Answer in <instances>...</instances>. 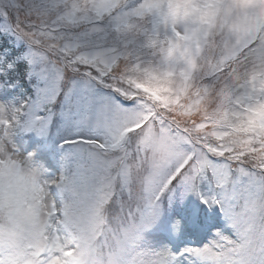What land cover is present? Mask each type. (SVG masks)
Wrapping results in <instances>:
<instances>
[{"label": "snow or ice", "instance_id": "6c2138e0", "mask_svg": "<svg viewBox=\"0 0 264 264\" xmlns=\"http://www.w3.org/2000/svg\"><path fill=\"white\" fill-rule=\"evenodd\" d=\"M161 7V0H88L84 5L81 0H0V30L28 45L17 59L27 61L52 102L71 72L66 96L90 131L89 138L61 141V147L75 149L65 159H78L68 179L53 181L70 197L62 225L72 246L59 237L41 244L29 207L41 192L36 170L24 179L14 157L31 165L47 147L39 140L25 146L31 136H45L43 118L34 123L22 107L0 105V206H12V227L7 235L0 232V248L7 247L15 264L41 254L39 264H60L61 257L67 264H183L185 257L190 264H264V0H169L162 19L172 25L173 36L166 46L154 38L158 29L140 37L138 23ZM192 11L211 23L201 21L195 33L175 30ZM213 28L224 34L219 54L211 47ZM156 47L160 64L145 68L143 80L118 68L123 62L139 70L142 58ZM205 47L212 54L198 69ZM177 65L179 86L174 84ZM197 71L215 82L219 103L207 101V84L185 102ZM15 133L31 135L13 141ZM189 194L218 207L236 239L217 229L202 247L150 246L161 199L167 195L183 203ZM189 215L195 223V211ZM179 225L173 223L174 235ZM25 228L33 239L22 246L17 233Z\"/></svg>", "mask_w": 264, "mask_h": 264}, {"label": "rangeland", "instance_id": "374dc122", "mask_svg": "<svg viewBox=\"0 0 264 264\" xmlns=\"http://www.w3.org/2000/svg\"><path fill=\"white\" fill-rule=\"evenodd\" d=\"M1 20L2 18H0V22ZM1 32H4L6 36H10L13 43L23 48L24 53L28 51V45L24 41L18 40L15 36L5 31L1 30ZM1 60L2 58H0V64ZM27 77L32 87L28 86V92H26L25 96L16 95L13 92V89H18V85L8 86V78L5 79L6 81L0 79V105H5L9 109L22 107L27 114V119L34 123H38L35 119L36 117L43 118L45 136L42 138L31 136L25 146L28 147L38 140L42 145H47L46 148H43L37 154L35 163L42 165L49 177H60L66 174L69 168L73 166V162L78 159L75 155H73L71 160L65 159V154L75 153V149L70 145L61 147V141L76 139L80 135L86 138L90 137L87 121L82 114L76 112L74 106L69 104L66 96L67 86L72 80L73 74L71 72L65 74L64 91L59 93L55 102L48 99L49 93L47 91L41 92L40 89L43 87V82L38 81L30 73H28ZM100 91L101 94L113 96L124 107H131L130 101L116 96L111 90L101 89ZM29 135L31 134L15 133L12 139L13 141H19ZM29 150H31L30 147ZM203 188L207 190L206 185ZM53 196L56 197L55 190L53 191ZM193 210L196 213L195 223H193V218L189 215V212ZM206 210L209 212L204 215ZM159 212V222L149 238V245L152 247L168 246L173 251H180L185 247H202L215 238L217 229L236 239L233 230L226 226L223 214H218L215 207L209 210V207L203 206L199 198L194 194L187 195L183 203L178 198H173L170 201L168 196L165 195L160 201ZM177 220L180 222V231L178 235H174L172 225ZM206 226H214L208 238L205 237ZM190 261L191 258L185 257L183 264H190Z\"/></svg>", "mask_w": 264, "mask_h": 264}, {"label": "clouds", "instance_id": "9594fccd", "mask_svg": "<svg viewBox=\"0 0 264 264\" xmlns=\"http://www.w3.org/2000/svg\"><path fill=\"white\" fill-rule=\"evenodd\" d=\"M81 2L82 5H84L88 3V0H81ZM144 2L145 0H137V3ZM161 2L162 7L159 13L156 10L146 12L139 19L138 23L143 29V31L140 33V37H143L144 32L152 35L153 32L158 29V35H156L154 38L158 40L162 46H166V41L173 36V27L170 23L165 24L162 19L163 14L169 11V0H161ZM172 7L175 8L176 5L173 4ZM187 7L193 8L194 6L191 3H187ZM201 21H205L206 24L211 23L210 20H206L205 17H202L197 12L192 11L190 15H187L186 18H181V20L175 24V30L181 32L182 34L185 33L186 30L195 33L198 30ZM223 39L224 34L221 33L218 28H213L210 40L214 41L211 47L215 54H219V52L222 50ZM145 50L147 51L148 49L146 48ZM151 51L152 54L150 56L142 58V66L139 68V70L133 71V68H135L134 65L129 66L123 62L118 65V68L121 71L130 72L135 77L143 80L145 68H152L160 64V47H156ZM211 54L212 53L209 52V49L205 47L204 53L196 61V66L198 69L203 68L204 63L208 60ZM123 59L124 61H127V55H125ZM180 71L181 68L179 65H177L176 76L174 78V84L176 86H179L182 83L179 75ZM204 76L205 73L202 71L196 72L195 78L189 83L188 92L185 96V102L190 100L197 91H203L204 86L207 84L208 91L210 93V95H208L206 98L207 101L209 103L213 101L219 103L217 99L219 93L215 91V82L206 81ZM241 76L242 74H235V79H241ZM203 108L204 105H201V109ZM196 114L197 113H194V115ZM14 158L20 161L21 176L24 179H31V170H36L35 181L39 184L41 192L39 194V199L35 201V205L30 203L29 207L34 208L33 216L35 217L37 224L36 231L39 242L43 244L52 237H59L63 243H66L68 246H72L71 241L68 238V233L62 225V221L64 219L63 210L66 205L71 203V201L69 195L57 186V183L69 178V171L60 177L53 178L46 174V169H44L42 165H37L35 162L31 165H28L24 162V158L20 157L19 155ZM53 181H56L57 183H53ZM54 190L56 192V197L53 196ZM53 206H55L54 209ZM10 212H12V206L9 203L6 202L4 205L0 206V232H3L5 235H7L12 227V218L10 216ZM17 238L22 242L23 246L30 244L32 242L33 236L32 233H30L27 228H25L17 233ZM105 251H107V249H105ZM43 255L44 254H41L39 259H42ZM39 259L30 257L29 260L21 261L20 264H39ZM0 264H15V262L10 260V254L6 246L0 248ZM60 264H67L63 257L60 258Z\"/></svg>", "mask_w": 264, "mask_h": 264}, {"label": "trees", "instance_id": "16d2710c", "mask_svg": "<svg viewBox=\"0 0 264 264\" xmlns=\"http://www.w3.org/2000/svg\"><path fill=\"white\" fill-rule=\"evenodd\" d=\"M11 41V38L6 36V34L0 30V52H5L9 57L8 59L16 63L15 72L17 74L16 77L14 76V78H18V76L23 78L27 64L26 61L17 59V57L22 55L21 49L17 48V45L13 42L11 43ZM25 89H27L25 82H23V85L21 82V89L17 90L16 94H21V90Z\"/></svg>", "mask_w": 264, "mask_h": 264}]
</instances>
